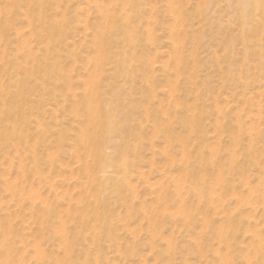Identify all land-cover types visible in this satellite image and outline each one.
I'll return each instance as SVG.
<instances>
[{"label":"rangeland","instance_id":"374dc122","mask_svg":"<svg viewBox=\"0 0 264 264\" xmlns=\"http://www.w3.org/2000/svg\"><path fill=\"white\" fill-rule=\"evenodd\" d=\"M101 1L104 4V9L106 5L108 6V7L106 6V8L110 7L112 9L113 4H111V0L110 1L107 0L109 2H106L105 0H96V1L95 0H90V1L89 0H76V1L72 0L71 3L66 6L67 13H68L67 16L69 19V24H68L69 27L67 25L68 29L65 30L67 34L66 35L67 42L66 41H65L66 43L64 42L65 40V35H64L62 44H66L67 48L70 51L67 50V48H64L63 45L62 47L64 49L61 48L63 50H60L57 47V49L60 50V53L61 54L63 53V54L60 56L61 59L58 58L60 63L58 64L57 62L59 61L57 60L55 61L56 62L55 64L61 67L64 66L63 69L61 70L66 71L68 75L72 78L70 79L68 83L69 85L67 84L69 87L71 86L70 88L72 92L71 91L67 92L66 89L69 87L63 84V81H61L59 82L60 83L59 85H61L59 87L60 89L57 87L56 97L49 98L46 95L41 96L38 93H34L33 96L31 95V97L26 100V101L29 100V102L26 103L27 105L26 107L29 108L31 106L29 108V111H32V110L34 111L35 109L37 110L38 107L39 109L42 108L41 112L44 111V114L42 116V113L39 112V109L37 110V112L35 110L34 112L32 111L33 113H29V112L27 113L28 108L27 109L25 108L26 109V111L24 110V112L26 113L25 116H27L28 118L29 116H31L28 121L35 122V120H43V122L46 123L47 126L51 128L48 134L46 135V137H44L43 143L37 144V145H35L36 140H37V137L40 136L38 135V124L36 125V123H29L28 125L22 128L23 132L21 131L22 134L26 137V138L25 137L23 138L26 141L25 148L28 149V146H31L32 149L35 150V152L41 159L42 166L40 165V167L41 169L43 168L41 171L45 175V177L47 176L50 177V178L47 177L48 179L46 178V180H49V181L46 182V180H39L40 182L39 183L36 177H30V176H28V179H26V181L23 179H20L21 177H19L18 175L16 163H18L17 162L18 154L23 155L22 154L23 151L20 150V146L18 144L16 145L17 143L16 138L14 137L12 139L13 145L11 143L8 145L4 144L3 141L0 142L1 144V147H0V183L3 184L2 187H0V258H1V261H2L1 256H3V259H7V263L3 261L4 262L3 264H61V263L62 264H84V263L85 264H164V257L169 254L171 255V260L169 263L166 262L168 264H211L212 262L214 264H218L220 257L216 255V252L218 251L221 254V259H222L221 261H223V258L228 253V250L226 249H228V245L232 243L233 251L228 254L230 264H244L240 256H242L243 254L248 255V253H250L249 249L251 246L249 245L251 242L250 233L244 232L247 230L243 229V228L247 229L248 219L252 220L254 218L253 220H256L255 222H258V224L261 225V226L260 225L258 226L259 233H262V236H264V233H263L264 232V215H263L264 213H262V210L259 208L260 205L258 207L257 203L255 204L253 203V201L254 202L256 201L254 199H251V197H248V196H251L249 195L250 193L248 194L249 190L250 192H255L256 195L262 194L264 192V177H263L264 175H262V173L264 174V170H263L264 169L263 168L264 167V159H263L264 157L263 156L264 154V118H263L264 117V114H263L264 113V68L263 67H262L263 69L258 68L259 67L258 66L259 61L257 59L259 56L258 52L256 53V55H253V56L251 54L250 55L248 54L246 58L247 63H248L246 65L247 67L246 79L247 80H245L246 87L244 88V90L241 91L240 89L234 86H231L230 89H227V90L221 89L220 85L218 84V73H216L218 70V67L217 68L214 67L215 65L208 60V55L206 56L207 54L206 51L201 50L202 51L201 52L200 50H198V52L200 53V54L198 53L199 54L198 56L201 57L199 59V63H200L199 71L200 72L198 73L201 76L200 78L202 80H207L208 84L212 86L211 89H213L214 94L212 95L213 97H210V100H209L210 102H207L206 104L208 106L206 108V114H205V119H204L205 121H203L204 122L203 130L201 131V133L204 132L203 137L201 138L203 139V142L201 141L202 143L200 142L199 144V140L196 141L195 138L193 139L192 137L191 139V137L188 136L187 137L189 138L188 149L190 153L193 154L192 156H199L202 153L205 156L204 160L208 162L207 165L206 164L203 165L202 170L199 174L201 176L200 177L201 180L203 179L206 183L204 187L205 197L203 198H208V195L211 193L213 194V196H216V199H217L216 204L213 207L215 208V206H217L215 209L209 210L207 206L203 207L201 203H200L201 206L199 207L197 205L198 204L197 201L194 200V198L196 197H194L193 194H191L190 192L188 193V189L186 188V186L184 185L182 186L185 175L184 176L182 175L183 167L178 166V163L182 159L179 147L177 145L175 147L174 145L173 149H171L172 152H170V149L168 148L167 143L165 142V140H162L163 137L160 131L157 132V134H155V132L152 131V128L150 127V125L143 120H142V130L139 129V124H138L140 121V116H142L145 113L146 108L150 107L152 110H155L161 114V112L159 111L161 110L160 109L161 107L166 109L168 108V106L171 105L170 99H169V96H170L169 87H170V80L173 79L172 77L174 76V74L169 69H172L171 67H173L174 63L172 64L173 60H171L173 51L171 48L172 47L171 41H169L170 38L168 39L169 34H168V31L166 30V25L167 23H170L171 20L173 22V19L171 17V14L168 13L166 8H164L165 4H163L164 3L162 2L163 0H155V5H156L155 7H157L158 12H160V14L156 12V15L158 14V16L160 17L156 16V20H158L157 22L158 25L155 28V33H156L155 35L159 39V43L161 42L160 45H158L159 47L157 46L158 49L149 47L145 42L144 43L142 42V47L141 46L139 47V49L141 50L140 54H142L144 59H147L150 63L149 65L150 73L148 75L149 77L151 76V81L155 83L157 89L154 92V96H152L153 94H151V97H149L148 99L149 102L148 101L146 102L145 96L147 94H146V90L144 89H146L147 86H145L142 79H138V77L135 78L134 81L130 84L131 87H129V84L123 87L128 97L126 105L128 106L129 103H132L135 106V113L133 114V118L131 121L130 119L128 120L124 119V118H127V116L123 115L124 114L123 112H125L124 110L123 112H119L117 116V120L121 122L122 124L126 120V124H125L126 128H129V131H132L134 134L139 133L141 141H142V149L139 155V159L136 158L134 159V162H132L133 167L131 170L134 173L133 176L135 175V177H132L129 180L130 183L133 184L132 186H134L132 187L133 188L132 191L134 192L133 194H131L132 192L122 190L119 196L117 197H114L113 195H109V194L105 195L103 198H106V199L100 202L101 208L99 209L98 216H95L91 213L89 202H86V203L84 202V204L80 203L81 201H80V198H78V195H79V190L81 188L80 186L83 183V181L81 180H84V182L87 180L80 177V174H81L80 169L78 170V167H80V165H79L78 156L76 157V150H75L76 141L75 140L77 138L78 130L80 126L82 125L83 121H81V118L78 116L79 113H76L78 112L77 108L78 110H80V107L77 105L78 99L74 96L84 95L85 90L89 86V81H90L92 73L91 71L88 70L90 67V65L88 66V63L91 62L90 59L88 58H91L94 55L91 53L92 52L91 50L93 48H92V44H90V42L92 41V39L90 40V38L91 37L93 38V30L90 24H92V22H94L96 19L98 21V17L97 18L95 17L96 12H95L94 6L96 5L99 6L101 4L100 6L103 7V4ZM197 1L198 0H191L190 2H188L187 0V3L185 4V6L190 7L191 5H193V3H197ZM107 3L108 4L110 3L111 5H108ZM188 3L190 4L188 5ZM8 5L10 6V4L8 2H5V0H0V10L2 13H5L7 15V16L5 15V20H8L6 21V24H9L7 33H8V36L10 35L12 41L11 39H9L11 43L7 44L5 41L1 40L0 41V47H1L0 53L3 52L2 50L5 47L6 56H10L9 58H12L13 56V58L15 57V60L21 59V56L20 57L17 56L18 53H15L16 52L15 50L21 43L20 38L22 39V37L28 38L27 40L24 39L26 43H28L27 47L29 48L32 45L29 48V50H31L33 53L36 51L35 52L36 54L34 53L36 56L38 54L40 55V52L44 53L43 48L45 46L46 39L45 37H43L45 40L44 42L43 38L41 40H38L37 38L34 37V35H32L31 26L27 23V21H25L26 14L24 15V13L26 12L25 11L23 12V10H26V6L21 7V9L19 7L20 9L19 10L17 7L12 8V6L9 7ZM54 5L55 4H51V2L48 3V5L45 8V12L47 13L45 14L47 15H51V13L53 15L57 14L56 12L58 11L57 5L55 6ZM120 7L118 6V10L120 8L119 12L121 11V14H123V12L126 11V9L124 8L126 6L120 5ZM148 7L149 6H147V8ZM60 8H61L60 9L61 11L65 10L64 7L63 8L60 7ZM159 9H162L161 10L162 12ZM21 10L22 12H20ZM90 10L93 11L91 14L94 16L90 14L91 12ZM163 14L165 15L163 16ZM164 18L166 19V21ZM133 22L136 23V19ZM161 22L162 24H160ZM193 23H194L193 24L194 27L196 28L199 27L197 26V21H194ZM36 25L37 23L34 24V26ZM12 27H14V29ZM145 29L146 28H141L140 30L144 31ZM15 30L17 33L15 32ZM231 30H232L230 31L231 34L232 33L234 35L237 34L235 33L236 32L235 24L231 28ZM209 32L207 31V33ZM259 32L261 35L257 34L256 36H254V38H252L253 36L249 37L250 39L248 38L247 42L249 43L248 46H251L249 47L251 49L252 47L254 48L253 46L254 44L256 45V43H258L257 47H255V50H262L261 58L262 60H264V49H262L264 48V37H263L264 32L260 30ZM12 33L14 34L16 33V34L14 35ZM21 34L24 36L21 37ZM83 35L85 36L83 37ZM210 35L208 34V38L210 37ZM71 36L74 38H72ZM68 37L71 39H69ZM31 38H33V40ZM249 40L252 41L253 44L252 43L250 44ZM1 42L2 43L4 42V43L2 44ZM69 42L72 44H70ZM207 43L209 42L207 41ZM15 45H16V48H15ZM73 45L75 48L73 47ZM210 46H212V48L209 49L210 52L216 51L217 54L219 55L222 54L223 47L218 46V44L216 45V42L215 44L214 43L212 45L210 44ZM239 49H240L239 46L236 45L235 52H239ZM65 51L66 52L69 51L70 53L68 54ZM143 53H145L146 56ZM2 54L3 53H1V55ZM40 56L39 58H42V56L41 57ZM1 57L2 56H0V58ZM235 57L236 56H233L231 58L232 62L234 64H237L238 67L239 65L241 67L242 66L241 65L242 62H240L241 57H238V58L237 57L235 58ZM236 60L238 63L235 62ZM160 62L163 63L164 66L163 64H160ZM28 65L30 66V64ZM252 65H254V67ZM8 66L9 65H7V67ZM9 67L5 69L10 70V72L12 73L14 72V74H11L8 70L0 71V73L3 74V75L0 74L1 75L0 76L1 77L0 86L3 85L1 88L5 89V93H4L5 97H8V99H15L13 98V96L11 98L10 94H6V91L7 93L9 92V90L13 91L14 88L13 87H12L13 89L9 88V86H13L12 85L13 82L21 77L23 78L24 75L21 74L22 72L20 71L16 73L15 68H12V67H11L12 68V71H11V68ZM140 68L142 69V67ZM214 71L215 73H213ZM33 75L34 76L32 77L34 79L33 80L32 78L30 79V85L33 87V89H35L36 82L41 83L42 80L40 82L39 73L36 75V72H34ZM257 76L258 78H256ZM36 77L39 81H37ZM181 80L182 78L180 79V81ZM141 81L143 82L144 85L142 84ZM249 81L250 83H248ZM62 85L63 87H65V89L62 87ZM181 85L182 87H184V89L188 87L186 83H184L183 85V81H181ZM259 88H261L260 89L261 91H259ZM182 92L183 91H180L177 94H174L173 95L174 98L176 97L179 98ZM167 94L169 96H167ZM182 95L183 96L179 98L180 100L183 101L184 99H188L185 97L184 92L182 93ZM173 96L171 98H173ZM41 97H43V101H44V102L41 101L43 102L42 106H41V103H37L38 102L37 99H40ZM167 101H168V104L166 103ZM20 102L21 100H18L17 103L19 104ZM35 104H38V105H35ZM34 105L35 107L37 106L36 108L34 107L35 109L32 107ZM142 107H145L144 111ZM238 111L240 112L238 113ZM36 113H38L40 117L36 116L37 115ZM258 113H259V117H257ZM28 114L30 115L28 116ZM31 114H35V116ZM35 117L37 118L35 119ZM168 118L164 116V120L167 121V123L169 124L171 122L170 126L172 128L174 127L173 129H175L174 131L176 133H179V132L184 133L182 132L183 129H181V127L179 129V124L175 123V121L172 118L171 119L170 118L168 119ZM217 119L219 121V124L217 122ZM220 120H221V123H220ZM236 121L238 122L237 123L238 125H235ZM228 124H229V129L234 130L233 137L231 135L232 131L228 132L227 130H224V129L222 130V127L225 125L227 126ZM251 124L254 125L255 128L252 127ZM233 125H235V127H230ZM250 125L252 128H254V130L249 127ZM236 126L241 127V132L240 130H238V127ZM248 127L250 129H248ZM63 131L65 132V135L63 139H60L61 132ZM247 131H249L248 133H250V135L247 133ZM151 135H152V138H151L152 141L150 139ZM249 138H251L250 140H253V141H250ZM248 142H251L249 143V146H248ZM152 146H153V149H152ZM15 148L18 150V153ZM163 149L165 150L167 149V150L164 151ZM162 150L163 152H161ZM261 150L263 151L261 152ZM230 152L232 153V156H234L233 158L232 156H230L229 154ZM248 152H249V155H247ZM165 153H170V155H172L173 157L177 155L175 157V161H177V164L175 165L172 164L171 159L173 157H170V158L165 157ZM252 157L254 158L256 163H254V165H251L249 168L248 160H251ZM163 159L165 160V162ZM210 159L212 160L211 163H210ZM25 162L26 164H29V160H26ZM233 164L235 166L237 165V167H234V169L232 170L231 165L233 166ZM196 165L197 164H195V162L191 160V165L189 169L196 170L197 168ZM136 167L138 169H136ZM216 169H217V172H216ZM167 171L170 177L167 175ZM218 171L222 172V175H220L221 180L216 182V180L214 179H216V176L218 175V173L220 174V172ZM179 178L180 180L182 179L181 180L182 183H180L181 185L180 193L182 195V198L186 199L185 201L187 205V209L185 210L184 213L185 214L189 213L190 214L189 216L191 218V220L188 221L187 225H184L182 222L177 221V219L175 218L177 216L176 214L177 210H176L175 204H172V202H168V207L166 209H163L165 207L162 204V200H163L162 196L165 198V195H167V191H168V195L172 193V198H173L172 200L178 199L176 196H174L173 192L175 189L172 186L175 185L174 180H179ZM4 181L8 182V185L6 183L4 184ZM31 182L33 185L31 184ZM215 183L217 185H215ZM73 184L74 185L76 184V185L74 186ZM4 185L8 187V188L6 187V190L5 188H3L5 187ZM89 185L90 183L87 185V187H85V189L87 188L86 189L87 192H91V188L88 187ZM160 188H162L163 190H161ZM211 189L214 191L212 192ZM158 190L161 192H159ZM19 191H20V194L17 193ZM156 191L158 192V194H156L157 193ZM26 193L28 194V196L31 195L32 198L30 199V196H29V199L33 200L34 204H32L31 203L32 201H30L27 197H25L26 199L23 198ZM18 194L22 195V198H23L22 200L19 198L17 199ZM218 196L220 197V201H223V203L219 202ZM122 200L126 201V204ZM246 203L248 204L245 205ZM42 204H44V206ZM172 205L174 207H172ZM196 207L199 208L198 211H196ZM252 207H255V208L257 207V208L254 210ZM77 209H78V212H80V214L79 213L76 214ZM73 212L75 213L73 214ZM198 214H201V215H198ZM205 214L208 215L207 220L209 222H208V226L204 228L200 219H202V217L205 216ZM192 218L194 220H192ZM240 218L242 222L241 224H238V219ZM83 220H85L91 227L95 229L94 234H92V231L90 232V230L88 231L84 230V228H83L84 231L83 230L80 231L79 229L80 226L78 225ZM61 225L63 229L61 228ZM232 225H234L235 227ZM218 226L219 227L222 226V228H224L222 232V234L225 233V235L223 236L224 238L222 240L223 242L217 239L218 235H216V233L218 234V232L215 231V228ZM226 227L227 229H225ZM149 229L150 230L154 229L155 231H152V230L150 231ZM59 232L61 233L64 232L65 236L64 234L62 236L59 235ZM131 234L135 237H133ZM93 237L94 238L96 237L95 241L92 239ZM202 237H203V240L201 241ZM154 238H158V242H154ZM61 239L63 241L64 240L68 241L69 247H67V242H61ZM166 241L168 242L169 248H167ZM152 242L155 244H153ZM64 243L66 244L64 245ZM164 243H165V246H164ZM157 251L159 252L162 251L163 254L162 255L159 254L160 256H158L156 253ZM224 251L226 252V255ZM251 257H252V254H251ZM236 258L238 259L236 260ZM1 263L2 262H0V264Z\"/></svg>","mask_w":264,"mask_h":264},{"label":"bare ground","instance_id":"6f19581e","mask_svg":"<svg viewBox=\"0 0 264 264\" xmlns=\"http://www.w3.org/2000/svg\"><path fill=\"white\" fill-rule=\"evenodd\" d=\"M71 1L72 0H5V2H8L10 4V6H12V8L17 7L19 9V7H20V9H21V7L26 6V10H23V12L24 11L26 12V13H24V15L26 14L25 18L27 19V20L25 19V21H27V23L31 26L32 35H34V37L37 38L38 40H41L43 37H45V39H46V42H45V40L43 38V40L45 42V46L43 48L44 53L40 52V55L42 53V55H41L42 58H39V56H40L39 54H38L39 56L35 55L36 51L34 52L35 53L34 54L31 50H29V48L32 45L31 46L29 45L30 46L29 48L27 47L28 43H26V41L24 39L27 40L28 38L26 36H25L26 38L22 37V36H24L22 34H21L22 39L19 36L21 43L19 44V46L17 48H16L17 44L15 45V48H16L15 53H18V55L17 54L16 55L19 57L21 56V59L15 60V57L13 58V56H12V58H9L10 56H6L5 47L2 50L3 52H1L3 54L1 55V53H0V56H2L0 58V71L6 70L5 68H8L10 66L9 68H11V67L15 68L16 73L20 71V72H22L21 74L24 75L23 78L21 77L14 82L12 81L13 86H9V88L13 87L14 88L13 91L9 90L8 93L6 91V94H10L11 95L10 97L12 98V96H13V98H15L16 100L15 99H8V97H5V94H4L5 89L1 88L3 85L0 86V142L3 141L4 144L8 145L11 143L13 145L12 139L14 137L16 138V140H17L16 145L18 144L20 146V150L23 151V153H22L23 155L18 154V158H17L18 163H16L17 164L16 167L18 170V175H19V177H21L20 179H23L25 181H26V179H28V176L36 177L38 179V180L36 179L38 182H39V180H46V178L48 177V176L45 177V175L41 171L43 169V168L41 169V167H40L41 159L37 155L35 150L32 149V147L28 146V145H27L28 149L25 148L26 141H25V139H23L25 136L22 134V132H23L22 128L25 127L26 125H28L29 123H36V125L38 124V135H40L41 137L40 136L37 137L35 145L43 143L44 137H46V135L48 134V132L50 131L51 128L48 127L47 124L43 122V120H35V122H31V121L29 122L28 120L31 116H29L30 114H28L29 118L27 116H25L26 113L24 112V110L26 111V109L28 108V107H26L27 106L26 103H28L29 100L28 101H26V100L28 98H30L31 95L33 96L34 93H38L41 96L46 95L49 98L50 97L54 98L57 96V87L59 88L61 86V85H59L60 84L59 82L63 81V84L67 85L69 83L70 79H72L66 71L61 70V69H63L64 66L61 67L58 65L59 66L58 67L57 64H55L56 63L55 61H57V60L59 61L58 58H60V56L63 54V53L62 54L60 53V50L67 48V45L62 44V41L64 39V37H63L64 35H65L64 42L66 41V35L67 34H66L65 30L68 29L67 25L69 24L66 6L68 4H70ZM105 1L109 2L110 0L109 1L105 0ZM190 1L191 0H188V2H190ZM50 2H51V4L57 5L58 11H56L57 14H55V15H53L52 13H51V15L45 14V13H47V12H45V8L48 5V3H50ZM162 2H164L163 3V4H165L164 8H166L168 13L171 14V17L173 19V22L171 20V22L167 23V25H166V30L168 31V34H169L168 39L170 38L169 41H171V44H172L171 48H172L173 54H172L171 60H173L172 64L174 63L173 67H171L172 69H169L174 74V76L172 77L174 80L173 79L170 80V87H169L170 88V90H169L170 96L167 94V96H169L171 105L168 106V108H166V109L162 108V107L160 108L161 110H159V111L161 112L162 115L160 113H158L157 111L152 110L150 107L146 108L145 113L142 116H140V121L138 124H139V129L142 130V120H143L150 125V127L152 128V131H154L155 134H157V132L160 131L162 133L161 135L163 137L162 140H165V142L168 145V148L170 149V152H172L171 149H173L174 145H175V147L177 145L180 149L182 159L178 163V166L183 167V174L182 175L183 176L185 175L184 180H183V183L181 182L182 179L180 180V178H179V180H174L175 185H173L172 187L175 190L173 193H174V196H176L178 199L172 200L173 199L172 193H170V195H168V191H167V195H165V198L162 196V199H163L162 204L165 207V208H163V207L162 208L166 209L168 207V202H172V204H175L176 210H177V213H176L177 216L175 218L177 219V221H180L184 225H187L188 221H190L191 218L189 216L190 215L189 213L188 214L184 213L185 210L187 209V205H186V201H185L186 199L182 198V195L180 193V186H181L180 183H182V186L183 185L186 186V188L188 189V193L190 192L191 194H193L194 197H196V198H194V200L197 201V203H198L197 205L199 207L201 206L200 203L203 205V207L207 206V208L209 210L215 209L217 207V206H215V208H213L214 205L216 204V200H217L216 196H213V194L210 193L208 195V198H203V197H205L204 196V194H205L204 187H205L206 183L203 179L201 180V178H200L201 176L199 174L202 170L203 165L204 164L207 165L208 162L204 160L205 156L202 153L199 156H192L193 154H191L189 149H188V140H189V138H187L188 136H190L191 139H192V137H193V139L195 138L196 141L199 140V144L201 141L203 142V139H201V138L203 137L204 132L201 133V131L203 130V123H204L203 121H205L204 119H205V114H206V108L208 106L206 104H207V102H210L209 101L210 97H213L212 95L214 94L213 89H211L212 86H210L208 84L207 80H202L200 78L201 76L198 73V72H200L199 71V65H200L199 59L201 58L198 56L200 54L198 52V50L206 51L207 52L206 56L208 55V60L215 65L214 67H216V68L218 67V70L216 73H218V84L220 85L221 89L227 90V89H230L231 86H234V87L240 89L241 91H243L244 88L246 87L245 80H247L246 79V74H247L246 65L248 64L247 59H246L247 55L251 54L253 56V55H256V53L258 52L259 53L258 54L259 56L257 58L259 61L258 62L259 67L258 68L259 69L262 67L264 68V60H262V58H261V54H262L261 51L262 50H255V47H257L258 43H256V45L254 44L253 45L254 48L252 47V49H251V48H249L251 46H248L249 43L247 42L249 37L253 36L252 38H254V36H256L257 34H260L259 30L264 32V0H198L197 3H193V5H191L192 7L190 6L191 9L189 6H188L189 8L185 6V4L187 3V0H163ZM91 3H93V2H91ZM102 4H103V2H102ZM111 4H113L112 9L110 7L106 8V6H107L106 4H105L106 5L105 9H104V4H103V7L100 6L101 4L99 6L95 4L96 6H94L95 12H96L95 17L96 18L98 17V21H97V19L95 21L93 20L94 22L91 21L92 24H90L91 28L93 30V38L92 37L91 38L89 37V38H90V40L92 39V41L90 42V44H92V48H93L91 50L92 51L91 53L94 55H93V57L88 58L91 61V62L88 61L89 62L88 66L90 65L88 70L91 71L92 75H91V78L89 81V86L85 90L84 95L74 96L78 99L77 105L80 107V110H81V112H80V110H78V108H77L78 112H76V113H79L78 116L81 118V121H83L82 125L80 126V128L78 130L77 138L75 140L76 141L75 142L76 143V145H75L76 157L78 156L79 165H80V167H78V170L80 169V173H81L80 177L87 180L85 182H84V180H81V181H83V183L80 186L81 188L79 190L78 198H80V201H81L80 203H82V204H84V202L85 203L89 202V206L91 208V213L95 216H98V214H99V209L101 208L100 202H102L104 199H106V198H103L105 195L109 194V195H113L114 197H117V196H119V194L122 190L132 192L131 194H133V192H134V191H132L133 190L132 187H134V186H132L133 184H131L129 180H130V178L135 177V175L133 176L134 173L131 170L133 167L132 162H134V159H136V158L139 159V155H140L141 149H142V141H141L139 133L134 134L132 131H129V128H126V125H125L126 120H128V119H130V121L132 120L133 114L135 113V106L132 103H129L128 106L126 105L128 97H127V94L125 93L123 87H125V85H128V84H129V87H131L130 84L137 77H138V79H142L145 86H147L146 89H144V90H146V94H147L146 96L144 95L146 97L145 101L149 102V100H148L149 97H151V94H153L152 96H154V92L157 89V87H156L155 83L153 81H151V76L149 77V75H148L150 73V66H149L150 63L147 59H144L142 54H140L141 50L139 49V47L140 46L142 47V42L143 43L145 42L149 47L158 49L157 46L160 45V43H161V42L159 43V39L155 35L156 34L155 28L158 25V23H157L158 20H156V16H158V14L156 15V12H158V8L155 7L156 6L155 0H150V1L149 0H111ZM111 4L109 3L108 5H111ZM189 4L190 3H188V5ZM120 5L126 6V7H124L126 9V11L123 12V14H121V11L119 12V10L121 8ZM92 6H93V4H92ZM92 6H91V8H92ZM118 6L120 7L119 10H118ZM147 6H149L148 7L149 9L147 8ZM60 7H62V8L64 7L65 10L61 11ZM84 8H85V6H84ZM159 10L161 11L162 9H159ZM20 12H22V10ZM92 12L93 11H91L90 14ZM158 13L160 14V12H158ZM5 15L6 14L2 13L0 10V41L3 40L7 44H10L11 42L9 39H11V37H10V35L8 36V33H7L9 24H6V21H8V20H5ZM164 15L165 14H163V16ZM92 16H94V15H92ZM161 16H162V14H161ZM158 17H160V16H158ZM168 18H170V17H168ZM135 19H136V23L133 22V21H135ZM165 21H166V19H165ZM194 21H197V26H199L198 28L193 26ZM162 22L160 24H162ZM36 23H37V25L34 26V24H36ZM84 24H86V23H84ZM234 24L236 25V30H235L236 31L235 33H237L236 35H234L233 33L232 34L230 33V31L233 30V29L231 30V28L234 26ZM68 27H69V25H68ZM159 27H160V25H159ZM12 28L14 29V27H12ZM141 28H146V29L143 31V30H140ZM9 29H10V27H9ZM16 30H15V32H16ZM209 30H210V32H209ZM207 31L209 33H207ZM19 32H18V34H19ZM159 32H161V31H159ZM12 34H14V33H12ZM18 34H17V36H18ZM208 34L209 35L211 34L209 38H208ZM85 35H83V37ZM72 38H74V37H72ZM165 38H167V37H165ZM13 39H15V38H13ZM31 39L33 40V38H31ZM69 39H71V38H69ZM17 40H19V39H17ZM11 41H12V39H11ZM207 41L209 43H207ZM15 42H17V41H15ZM34 42H36V41H34ZM212 42L214 44L216 42V45L218 44V46L223 47L222 48L223 52L221 55L217 54V52L215 50H213L215 52L209 51V49L212 48V46H210V44L211 45L213 44ZM18 43H19V41H18ZM251 43H252V41H250V44ZM70 44H72V43H70ZM86 44H87V42H86ZM62 45L64 48L62 47ZM236 45H238L240 48L239 52H235L236 51L235 50ZM11 46H13V45H11ZM168 46H169V44H168ZM57 47L60 50L57 49ZM73 47H74V45H73ZM61 48H63V49H61ZM262 49H264V48H262ZM67 50H69V49L67 48ZM145 50H146V48H145ZM152 50H154V49H152ZM69 51L68 52L65 51V52L69 54L70 53ZM65 52H64V54H65ZM146 53H147V51H146ZM143 54L146 56L145 53H143ZM233 56H236L237 58L241 57V60H240V62H242L241 67H240V65L238 67L237 64H234L232 62L231 58ZM152 57H154V56H152ZM16 58H18V57H16ZM86 60H87V58H86ZM202 60H203V58H202ZM16 61H18V62H16ZM235 62L238 63L237 60ZM248 62H249V60H248ZM57 63L59 64L60 61ZM28 64H30V66ZM151 64H153V63H151ZM160 64H163V63L160 62ZM7 65H9V66L7 67ZM56 66L58 69L56 68ZM88 66H87V68H88ZM163 66H164V64H163ZM252 66L254 67V65H252ZM140 67H142V69ZM12 68H11V71H12ZM8 71L10 72V70H8ZM34 72H36V75L39 73L40 74V79H39L40 82H41V80H42V82H44V83H42V82L37 83L36 82L37 86L35 85V87H36L35 89H33V87L30 85V79L31 78H32V80L34 79L32 77V76H34L33 75ZM10 73L14 74V72L13 73L10 72ZM213 73H215V71ZM1 75H3V74H1ZM7 76H8V74H7ZM88 77H89V75H88ZM181 78H182L181 81H183V85H184V83H186L188 85V87H186L185 89L181 85V81H180ZM256 78H258V76ZM256 78H255V80H256ZM36 79H37V77H36ZM39 80L37 79V81H39ZM249 80H250V78H249ZM143 82H142V84H143ZM211 83H213V82H211ZM248 83H250V81ZM86 85H87V83H86ZM62 87H63V85H62ZM70 87L69 88L66 87L67 92L71 91ZM63 88L65 89V87H63ZM261 88H263V87H261ZM261 88H259V91H261L260 90ZM168 89H167V91H168ZM180 91L184 92L185 97L188 98L189 101H188V99H184L183 101L179 99L181 96H183L182 95L183 92L181 93V96L179 98H177V97L174 98L173 95L177 94ZM234 91H236V90H234ZM257 93H259V92H257ZM172 96H173V98H171ZM41 98L37 99V101H38L37 103H41V106H42L43 105L42 103L44 101H43V97H41ZM17 99L21 100V102L19 104L17 103L18 102ZM22 100H24V101H22ZM46 100H47V98H46ZM150 100H151V98H150ZM254 100H255V98H254ZM41 101H43V102H41ZM166 103L168 104V101ZM257 104H256V106H257ZM35 105H38V104H35ZM35 105L32 107L34 108ZM158 105H159V103H158ZM164 106H166V105H164ZM29 108L27 110V113L28 112L33 113L36 110L34 108L35 110L34 111L32 110L33 111L32 112V111H29ZM33 108H31V109H33ZM144 108L145 107H142L143 111H144ZM38 109H39V107H38ZM41 109L42 108L39 109V112L42 113V116H43L44 111L42 110L43 112H41ZM37 110H36V112H37ZM123 110L125 112H123ZM240 111H238V113ZM119 112H123L124 113L123 115L127 116V118H124L126 120L123 124L117 120V116H118ZM36 114H37L36 116L40 117V115L38 113H36ZM31 115L35 116V114H31ZM74 116H75V114H74ZM164 116H166L167 118L169 117L170 119L172 118L175 121V123L179 124V129L181 127V129H183L182 132H184V133H180V132L176 133L174 131L175 129H173L174 127L172 128L170 126L171 122L169 124V123H167V121L164 120ZM257 117H259V113H258ZM36 118L37 117H35V119ZM236 118H237V116H236ZM217 122L219 124L218 119H217ZM220 123H221V120H220ZM237 123L238 122L236 121L235 125H238ZM76 125H78V124H76ZM222 125H223V123H222ZM235 125L230 126V127H235ZM251 125L249 126L250 128L254 127V125H252V127H251ZM236 127H238V130H240V132H241V127L240 126H236ZM249 127H248V129H250ZM254 128H252V129L254 130ZM223 129L227 130L228 132L232 131L231 135L233 137V133H234L233 131L234 130L229 129V124L227 126L226 125L223 126L222 130ZM248 132L249 131H247V133ZM248 134L250 135V133H248ZM64 135H65V132L64 131L61 132L60 139H63ZM255 135H256V133H255ZM151 138H152V135H151L150 139ZM251 138H249V140ZM151 141H152V139H151ZM250 141H253V140H250ZM31 143H33V142H31ZM249 143H251V142H248V146H249ZM163 144H164V142H163ZM0 147H1V144H0ZM152 149H153V146H152ZM163 150L166 151L167 149L166 150L163 149ZM163 150L161 152H163ZM16 151L18 153L17 149H16ZM262 151L263 150H261V152ZM180 152H178V153H180ZM231 152L229 153L230 156H232ZM152 154H153V152H152ZM247 155H249V152L247 153ZM49 156H51V155H49ZM176 156L177 155H175V157ZM178 156H179V154H178ZM263 156H264V154H263ZM72 157H73V155H72ZM165 157L170 158L173 156L170 155V153H165ZM175 157H173L171 159V163L174 165L177 164V161H175ZM233 157L234 156H232V158ZM179 159H180V157H179ZM252 159L248 160L249 161L248 162L249 168L251 165H254V163H256L253 157H252ZM263 159H264V157H263ZM26 160H29V164H26V162H25ZM191 160L194 161L195 164H197L196 170L189 169V167L191 165ZM11 161H12V159H11ZM211 161L212 160L210 159V163H211ZM76 162H78V161H76ZM164 162H165V160H164ZM168 167H167V169H168ZM234 167H237V165L236 166L234 164H233V166L231 165L232 170L234 169ZM47 169H49V168H47ZM136 169H138V168L136 167ZM168 171H167V175H168ZM205 171H206V169H205ZM216 172H217V169H216ZM218 172H220V171H218ZM165 173H164V175H165ZM173 173H174V171H173ZM172 174H171V176H172ZM229 174H231V173H229ZM220 175H222V172H220V174L218 173V175L216 176V179H214V177H213V179L216 180V182H218L219 180H221ZM262 175H264V174L262 173ZM48 178H50V177H48ZM30 180H31V178H30ZM141 180H142V178H141ZM170 180H172V179H170ZM47 181H49V180H46V182ZM162 181H164V180H162ZM5 183L8 185V182L4 181V184ZM89 183H90V185L88 187L91 188V192H87L86 191L87 188L85 189V187H87V185ZM171 183H172V181H171ZM31 184H32V182H31ZM50 184H51V182H50ZM2 185L3 184H1L0 187H2ZM29 185H30V183H29ZM215 185H217V184L215 183ZM243 185H244V183H243ZM4 186L5 187H3V188H5V190H6L7 186L6 185H4ZM9 186H10V184H9ZM159 186H161V185H159ZM160 189L163 190L162 188H160ZM181 189H182V187H181ZM213 191L214 190H212V192ZM159 192H161V191H159ZM207 192H208V190H207ZM209 192H211V191H209ZM17 193L20 194V191ZM19 194L17 195V199L18 198L21 200L23 198L26 199L25 197H27L29 199V196H30V199L32 198L31 195L28 196L27 193L25 194V196L23 198H22V195H19ZM156 194H158V192ZM218 194H219V192H218ZM248 194L251 195L248 197H251V199H254L256 201V202L253 201L254 204L257 203L258 207L260 205L259 208L262 210V213H264V192L262 194L256 195L255 192H250V190H249ZM153 195H154V193H153ZM10 196H12V195H10ZM157 197H159V196H157ZM78 198H77V200H78ZM218 198H219V202L223 203V201H220L219 196H218ZM30 201H32L31 203L34 204L33 200H30ZM122 201L126 204V201H124V200H122ZM127 203H128V201H127ZM194 203H195V201H194ZM16 204H17V202H16ZM247 204L248 203H246L245 205H247ZM42 205L44 206V204H42ZM47 206H48V204H47ZM172 207H174V206L172 205ZM152 208H154V207H152ZM252 208L255 210L257 207L256 208L252 207ZM45 209H46V207H45ZM78 209L76 210V214H78V213L80 214V212H78ZM198 210H199V208L196 207V211H198ZM217 210H218V208H217ZM74 213L75 212H73V214ZM161 213H162V211H161ZM258 213H260V212H258ZM198 215H201V214H198ZM249 215H251V214H249ZM82 216H83V214H82ZM207 216L208 215L205 214V216H203V217L201 216L202 219H200L204 228L208 226L209 221L207 220ZM253 219L252 220L248 219V222H247L248 226L246 225L247 229L242 227L244 230L248 231V232L247 231H244V232L250 233V236H251V242L249 244V245H251L250 249H249L250 253H248V255H244V254L242 255L241 254L242 256H240V257H241V260L244 264H264V236H262V233H259V227L258 226L260 224H258V222H255L256 220H253ZM192 220H194V219L192 218ZM241 222H242L241 218L238 219V224H241ZM158 223H159V221H158ZM62 225H61V228H62ZM152 225H150V226H152ZM78 226H80V228L78 227L80 229V231L83 230V228H84V230H86V231L90 230V232L92 231V234H94L95 229L93 227H91L85 220L81 221V223ZM232 226H234V225H232ZM225 229H227V227ZM223 230H224V228H222V226H220V227L218 226L215 228V231L218 232V234L216 233V235H218L217 239L220 240L221 242H223L222 241L224 238L223 236L225 235V233L222 234ZM152 231H155V230L153 229ZM64 232H65V230H64ZM64 232H62V233L59 232V235L62 236L64 234ZM64 236H65V234H64ZM133 237H135V236H133ZM92 239L95 241L96 237L95 238L93 237ZM202 240H203V237L201 238V241ZM61 242H67V247H69L68 241H65V240L63 241L61 239ZM154 242H158V238H154ZM216 242H218V241H216ZM224 242H226V241H224ZM165 243H164V246H165ZM61 244H63V243H61ZM65 244L66 243H64V245ZM153 244H155V243H153ZM166 244H167V248H169L168 242ZM169 246H170V244H169ZM246 249H248V248H246ZM226 250H228V253L226 255V252L224 251L226 256L223 258V261H221L222 260L221 254L218 251L216 252V255L220 257L218 264H230L228 254L233 251L232 250V243L228 245V249H226ZM156 253L158 256H160L159 254H161V255L163 254L162 251H160V252L157 251ZM251 254H252V257H251ZM1 257H2V261L0 258V262H2L1 264H3L4 262L7 263V259H3V256H1ZM237 259L238 258H236V260ZM170 260H171V255L168 254L167 256L164 257V264H168L170 262ZM84 262H85V260H84ZM166 262H168V263H166ZM211 264H214V263L212 262Z\"/></svg>","mask_w":264,"mask_h":264}]
</instances>
